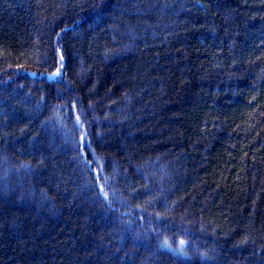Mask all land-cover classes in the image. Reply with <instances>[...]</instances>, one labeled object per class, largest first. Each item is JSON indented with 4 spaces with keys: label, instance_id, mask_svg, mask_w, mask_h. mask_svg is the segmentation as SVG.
<instances>
[{
    "label": "trees",
    "instance_id": "trees-1",
    "mask_svg": "<svg viewBox=\"0 0 264 264\" xmlns=\"http://www.w3.org/2000/svg\"><path fill=\"white\" fill-rule=\"evenodd\" d=\"M0 264H264V0H0Z\"/></svg>",
    "mask_w": 264,
    "mask_h": 264
},
{
    "label": "rangeland",
    "instance_id": "rangeland-1",
    "mask_svg": "<svg viewBox=\"0 0 264 264\" xmlns=\"http://www.w3.org/2000/svg\"><path fill=\"white\" fill-rule=\"evenodd\" d=\"M60 64L61 62H63L62 58H60ZM60 73V67H58L55 71H53L52 73H48L45 75V77H47L48 79H53L55 78L56 76H58Z\"/></svg>",
    "mask_w": 264,
    "mask_h": 264
}]
</instances>
